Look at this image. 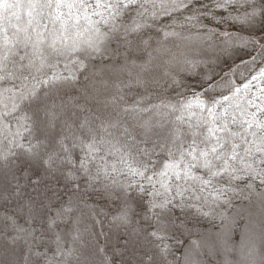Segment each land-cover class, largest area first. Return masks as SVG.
Listing matches in <instances>:
<instances>
[{
	"label": "trees",
	"instance_id": "obj_1",
	"mask_svg": "<svg viewBox=\"0 0 264 264\" xmlns=\"http://www.w3.org/2000/svg\"><path fill=\"white\" fill-rule=\"evenodd\" d=\"M255 215L264 0H0V264H264Z\"/></svg>",
	"mask_w": 264,
	"mask_h": 264
},
{
	"label": "rangeland",
	"instance_id": "obj_2",
	"mask_svg": "<svg viewBox=\"0 0 264 264\" xmlns=\"http://www.w3.org/2000/svg\"><path fill=\"white\" fill-rule=\"evenodd\" d=\"M254 218H253V221H252V224H253V226H255L256 228H258L259 229V233L262 235V231H263V240L261 239V238H259L260 237V235H259V237H257V239L255 240V244L256 245H258L259 244V247L261 246V248L262 247H264V227H263V224H264V218L262 217V218H260L262 221L261 222H258V220H259V216H257L256 217V215L255 216H253ZM252 224H251V226H252ZM263 227V228H262ZM238 245H233L232 246V248L234 249V251L236 252V249H238V251L240 250V247H238ZM254 247V246H253ZM196 249V248H195ZM247 250V252H249V250H250V248L248 247V248H246ZM196 250H199V249H196ZM212 251L213 250H209L208 248H204L203 250H202V252H201V255H202V261L205 259V257H208V255H209V253L210 254H212ZM241 251V250H240ZM239 251V252H240ZM209 252V253H208ZM235 252H233V253H231V254H234ZM208 254V255H207ZM236 254V253H235ZM211 258V257H210ZM218 258V257H217ZM259 263H262V261H259Z\"/></svg>",
	"mask_w": 264,
	"mask_h": 264
}]
</instances>
